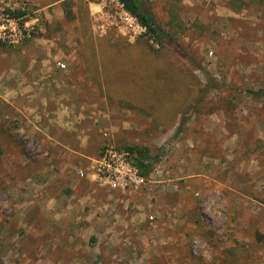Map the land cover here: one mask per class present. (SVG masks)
I'll return each instance as SVG.
<instances>
[{"label": "rangeland", "instance_id": "1", "mask_svg": "<svg viewBox=\"0 0 264 264\" xmlns=\"http://www.w3.org/2000/svg\"><path fill=\"white\" fill-rule=\"evenodd\" d=\"M145 4L160 44L114 3L0 0L37 16L28 39L75 78L64 112L86 128L44 147L0 101V264H264V96L251 93L264 89V0ZM107 144L145 149L144 183L121 193L78 175ZM55 155L74 180L37 188Z\"/></svg>", "mask_w": 264, "mask_h": 264}, {"label": "crops", "instance_id": "2", "mask_svg": "<svg viewBox=\"0 0 264 264\" xmlns=\"http://www.w3.org/2000/svg\"><path fill=\"white\" fill-rule=\"evenodd\" d=\"M52 4H46L42 8ZM30 39L23 41V44L16 50L0 51L4 56L10 58H7L9 62L5 63L3 61V65H0V101L2 103L4 101L11 102L14 113L18 114L21 119L23 117L27 119L28 130L40 140L44 147L62 149L66 147V144L62 140V136L58 134L65 131L74 133L78 129L83 132L86 129L83 124L79 126L75 123L76 118L71 117L69 119L70 115L64 112L68 108V104H71L68 103L70 102L68 101V96L72 92L71 85L75 82V78L63 75L62 72L64 70L58 67L59 64L57 65V62L48 58L52 47L50 44H31L33 40L31 41ZM13 55H15V58L12 57ZM34 55H39L40 57L36 59ZM80 80L83 81L84 78H80ZM78 137L80 139L78 146L86 145L84 136ZM53 160L55 163L50 164L49 172L41 171L36 175L40 182V184H37V188L40 186L45 187L51 180L55 179H62L65 183L68 182L67 179L70 181L74 180L69 178V175L63 178L62 168H65L66 162L62 156L55 155ZM84 178L87 182L101 188V186L93 183L90 179ZM71 187L70 196L75 199L79 187ZM108 190L115 191L116 189L108 188ZM119 192L124 193L123 190H119ZM44 195L50 199L51 204L59 206L65 201L64 205L68 206V194H60L59 191H49ZM93 219L97 225L108 226L107 222H103L104 218L102 219L101 215H97V213H94Z\"/></svg>", "mask_w": 264, "mask_h": 264}, {"label": "built area", "instance_id": "3", "mask_svg": "<svg viewBox=\"0 0 264 264\" xmlns=\"http://www.w3.org/2000/svg\"><path fill=\"white\" fill-rule=\"evenodd\" d=\"M97 1L103 5L114 3L124 10L118 0ZM13 11L14 9L11 8H0V44L11 47L30 38L38 22L36 15L28 13L15 15ZM134 157V154L126 148L107 144L95 156L88 159L86 170L79 169L77 172L79 176L86 177L99 186L121 190L136 189L144 183V177Z\"/></svg>", "mask_w": 264, "mask_h": 264}, {"label": "trees", "instance_id": "4", "mask_svg": "<svg viewBox=\"0 0 264 264\" xmlns=\"http://www.w3.org/2000/svg\"><path fill=\"white\" fill-rule=\"evenodd\" d=\"M118 2L121 3L124 10L133 16L138 24L144 28L143 34L147 39H151L160 44L162 39L167 36V33L155 20L153 12L145 4V0H118ZM13 12L15 15L25 13L23 10H14ZM251 93L264 96V89L251 91ZM124 148L128 149L132 154H135V163L140 173L146 174L150 170L151 163L144 161V157H146L145 149L135 146H126ZM136 153L142 155V157L140 155L137 157ZM256 238L258 240H264V233H261V235L259 233Z\"/></svg>", "mask_w": 264, "mask_h": 264}]
</instances>
